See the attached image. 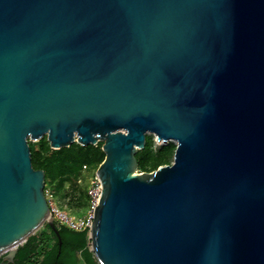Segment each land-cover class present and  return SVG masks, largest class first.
<instances>
[{
    "label": "water",
    "instance_id": "95a60500",
    "mask_svg": "<svg viewBox=\"0 0 264 264\" xmlns=\"http://www.w3.org/2000/svg\"><path fill=\"white\" fill-rule=\"evenodd\" d=\"M147 133L172 163L135 175ZM44 136L102 143L98 264H264V0H0V264L58 235Z\"/></svg>",
    "mask_w": 264,
    "mask_h": 264
},
{
    "label": "trees",
    "instance_id": "16d2710c",
    "mask_svg": "<svg viewBox=\"0 0 264 264\" xmlns=\"http://www.w3.org/2000/svg\"><path fill=\"white\" fill-rule=\"evenodd\" d=\"M28 146L33 169L44 172L43 191L51 184L52 193H62L63 198L71 197L72 194L71 203L75 201L72 208L84 209L89 201L86 191L75 196L74 187L64 191L65 185L70 186L71 175L76 178L83 167L97 168L100 165L104 159L102 143L95 146L73 143L67 148L52 150L46 137H43L35 143L28 141ZM175 148L174 143L168 142L153 149L152 137L145 136L144 147L135 154L137 170L149 173L160 166L170 165ZM57 232L58 235H55L45 224L43 230L34 233L18 246L12 264H98L90 251L86 230L74 231L60 226Z\"/></svg>",
    "mask_w": 264,
    "mask_h": 264
},
{
    "label": "rangeland",
    "instance_id": "374dc122",
    "mask_svg": "<svg viewBox=\"0 0 264 264\" xmlns=\"http://www.w3.org/2000/svg\"><path fill=\"white\" fill-rule=\"evenodd\" d=\"M145 136H151L152 137L153 149H156L159 146L166 144V142L162 143V141H157L156 137L153 134L147 133ZM28 141H29V139H28ZM29 142H32V141H29ZM169 142H171V141H169ZM32 143H35V142H32ZM172 143H174V142H172ZM171 163H172V159H171ZM96 169H97L96 167H94V168L83 167L77 173L76 178L73 175H71L70 178H71L72 183L70 184V186L68 184H66L64 191H68L69 188H71L73 186L74 190L76 192L75 196L80 195V193L83 192L84 190L86 191V193L88 195L91 188H92V185L94 184V182L97 178L95 175ZM137 172L140 173L139 171H137ZM52 191H53V188L51 187V184H48L45 187L44 195H45V198L47 201L48 208H50V210H51L50 212H52V210H58L59 212L65 214L68 217H80V216H84L87 214L88 204L82 210L72 208V206H74V204H75V201H73V203H71L72 194H71V197L68 196L67 198H63L62 193L56 194L54 192L52 193ZM49 220L52 222L56 221L57 220L56 215L54 213H51V215H49ZM43 226L38 231L43 230ZM89 246H90V242H89ZM79 264H83V263L80 262Z\"/></svg>",
    "mask_w": 264,
    "mask_h": 264
},
{
    "label": "built area",
    "instance_id": "2783aa9c",
    "mask_svg": "<svg viewBox=\"0 0 264 264\" xmlns=\"http://www.w3.org/2000/svg\"><path fill=\"white\" fill-rule=\"evenodd\" d=\"M100 188H101V184L99 180L96 178L88 194V197H89L88 210H87L88 212L84 216L68 217L65 214L59 212L58 210H52V212H50L51 210L49 208V215H51V213H54L57 217V220L53 222L55 227L57 228L60 226H64L74 231L86 230L87 236H89L90 228H91V225L94 219V211H95V208L99 204V199H100V194H101ZM49 215H48V218H49Z\"/></svg>",
    "mask_w": 264,
    "mask_h": 264
},
{
    "label": "bare ground",
    "instance_id": "6f19581e",
    "mask_svg": "<svg viewBox=\"0 0 264 264\" xmlns=\"http://www.w3.org/2000/svg\"><path fill=\"white\" fill-rule=\"evenodd\" d=\"M74 139H76V136L74 137ZM134 174L136 175V174H138V172L135 171ZM100 190H102V188H100ZM89 234H90V232H89Z\"/></svg>",
    "mask_w": 264,
    "mask_h": 264
}]
</instances>
